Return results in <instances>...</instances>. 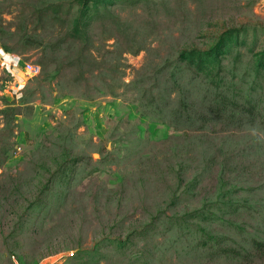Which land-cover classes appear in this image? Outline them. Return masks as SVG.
<instances>
[{
  "label": "rangeland",
  "instance_id": "rangeland-1",
  "mask_svg": "<svg viewBox=\"0 0 264 264\" xmlns=\"http://www.w3.org/2000/svg\"><path fill=\"white\" fill-rule=\"evenodd\" d=\"M0 264H264V0H0Z\"/></svg>",
  "mask_w": 264,
  "mask_h": 264
},
{
  "label": "built area",
  "instance_id": "built-area-1",
  "mask_svg": "<svg viewBox=\"0 0 264 264\" xmlns=\"http://www.w3.org/2000/svg\"><path fill=\"white\" fill-rule=\"evenodd\" d=\"M26 68H27L28 71H33V69H34V67H33V65L31 63H27L26 64Z\"/></svg>",
  "mask_w": 264,
  "mask_h": 264
}]
</instances>
